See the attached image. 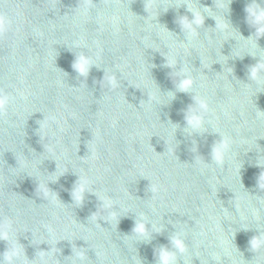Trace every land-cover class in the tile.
<instances>
[{"label": "water", "instance_id": "obj_1", "mask_svg": "<svg viewBox=\"0 0 264 264\" xmlns=\"http://www.w3.org/2000/svg\"><path fill=\"white\" fill-rule=\"evenodd\" d=\"M251 2L0 0L10 21L0 31V90L72 149L170 251L182 231L181 264H264V247L250 244L264 237V78L250 76L264 63V36L246 20ZM187 3L205 17L191 44L179 23L193 18ZM80 53L93 63L87 76L72 67ZM181 67L194 80L192 92L176 88ZM194 95L208 105L199 131L185 120ZM221 137L230 147L218 165L212 149Z\"/></svg>", "mask_w": 264, "mask_h": 264}, {"label": "clouds", "instance_id": "obj_2", "mask_svg": "<svg viewBox=\"0 0 264 264\" xmlns=\"http://www.w3.org/2000/svg\"><path fill=\"white\" fill-rule=\"evenodd\" d=\"M188 10L192 13V19L189 20L186 16L182 17L179 20V23L182 27V30L186 34L187 43L191 44L192 41L198 36V29L204 24V15L199 9H193L187 3ZM229 8V5H228ZM247 13L246 20L247 22L255 28V34H259V38L264 36V0H252L245 8ZM10 21L7 16L0 15V31H7ZM218 27L216 21V28ZM222 33L228 31L227 27L220 29ZM93 65L89 56L80 53L76 56V59L72 65L73 69L81 76H87L91 66ZM167 66L170 68L176 67L175 60L167 59ZM251 79L258 81L264 78V63H257L250 69ZM175 77L177 80L176 88L180 92H192L194 86V80L188 72L186 67H181L178 71L175 72ZM170 97H174L173 93H169ZM13 98L10 95L4 94L0 95V113H6L9 104L12 102ZM194 104L190 106L186 112L185 120L188 127L192 130H203L205 125V114L208 112L207 102L200 98L197 95L193 96ZM151 102H160V99L156 95H150L149 100ZM211 124V121H208ZM42 130V125H40V131ZM230 147V141L227 137H221V140L213 146L212 157L216 164L221 165L224 162L225 154L228 152ZM81 181V178H79ZM39 187V186H38ZM48 188V187H47ZM88 191H91L86 182H77L75 188L72 192V198L76 205H80L83 202L84 194ZM152 193L157 191V188L153 185L151 186ZM51 193L54 192H43V198L45 200H51L54 202L55 198L52 197ZM114 214V213H113ZM153 230L159 232L155 224H153ZM0 230L3 231L5 236V241L8 242V239L12 232V225L9 221H5L0 225ZM133 232L138 238H147L149 232L146 228V222L143 218L136 222ZM184 234L182 231L176 233L171 237V244L175 251H170L166 247H161L157 252L158 264H176L177 253L185 254L187 252L186 245L184 243ZM252 249H259L264 247V237H254L250 241ZM51 251H41V260L43 264H47L45 257ZM97 256H102V253L97 252ZM76 260L80 261L81 264L86 260V257L83 252L77 254L76 259L73 261V264H76ZM0 264H19V254L15 250H9V248L2 254L0 257Z\"/></svg>", "mask_w": 264, "mask_h": 264}]
</instances>
